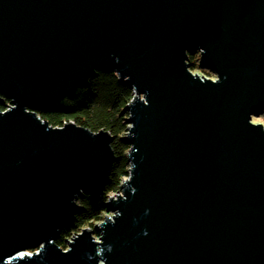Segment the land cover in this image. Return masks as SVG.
<instances>
[{"label": "water", "instance_id": "water-1", "mask_svg": "<svg viewBox=\"0 0 264 264\" xmlns=\"http://www.w3.org/2000/svg\"><path fill=\"white\" fill-rule=\"evenodd\" d=\"M198 50L202 68L190 70ZM96 71L134 88L123 196L98 199L112 138L36 109ZM0 264H264V0H0ZM26 251H32L27 254Z\"/></svg>", "mask_w": 264, "mask_h": 264}, {"label": "trees", "instance_id": "trees-1", "mask_svg": "<svg viewBox=\"0 0 264 264\" xmlns=\"http://www.w3.org/2000/svg\"><path fill=\"white\" fill-rule=\"evenodd\" d=\"M187 62L193 73L210 78L216 76L211 70L202 68L198 50L188 52ZM134 96V88L122 80L117 72L96 71V74L90 77L86 84L77 87L72 95L36 109L38 116L53 127H63L73 122L92 132L106 131L112 138L114 161L104 190L97 200L88 195L78 197L77 202L81 210L75 215L72 225L60 231L56 241L63 250H67L69 240L84 229H89L99 236L98 224L110 213V196L121 192L125 179L130 175L128 152L131 145L126 138L129 113L125 111V107ZM8 103L11 101L5 99L4 103L0 104V109L4 110Z\"/></svg>", "mask_w": 264, "mask_h": 264}, {"label": "rangeland", "instance_id": "rangeland-1", "mask_svg": "<svg viewBox=\"0 0 264 264\" xmlns=\"http://www.w3.org/2000/svg\"><path fill=\"white\" fill-rule=\"evenodd\" d=\"M200 75V74H199ZM201 76H203V75H200V78L202 79V77ZM207 78H210V77H208V76H206ZM213 80H217V77L215 76L214 78H212ZM203 80V79H202ZM9 105H11V103H8V105H6V107H5V109H4V111L5 110H7V109H9ZM253 121L254 122H257V121H260L261 123H263L264 124V114H261V115H259V116H254L253 117ZM127 179H129V177H127L125 180H127ZM125 182V181H124ZM119 196H123V193H122V188H121V192L120 193H117V194H114V195H111L110 196V201H111V199L113 200V199H118L119 198ZM114 215H115V213L114 212H110L109 214H108V216L105 218V220L104 221H102V222H105L106 221V219L109 217L111 220H113V218H114ZM101 222V223H102ZM100 223V224H101ZM100 224H98V225H100ZM83 232V231H82ZM82 232H80V233H78V234H81ZM92 232V231H91ZM98 233H99V231H98ZM77 235H75L74 237H76ZM92 236H94L96 239V241L97 242H101V239L99 238V236L98 235H96L95 233H93L92 232ZM73 237V238H74ZM73 238L72 239H70L69 241H73ZM26 253L27 254H32V251H26Z\"/></svg>", "mask_w": 264, "mask_h": 264}, {"label": "bare ground", "instance_id": "bare-ground-1", "mask_svg": "<svg viewBox=\"0 0 264 264\" xmlns=\"http://www.w3.org/2000/svg\"><path fill=\"white\" fill-rule=\"evenodd\" d=\"M261 108H264V104H263V106L261 107ZM91 199H93V198H91ZM94 200V199H93ZM97 200V199H96Z\"/></svg>", "mask_w": 264, "mask_h": 264}]
</instances>
